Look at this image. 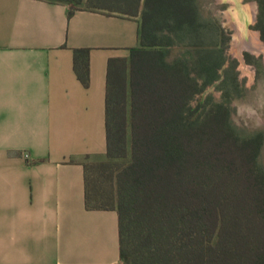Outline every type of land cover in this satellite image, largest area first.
<instances>
[{
    "label": "trees",
    "instance_id": "obj_1",
    "mask_svg": "<svg viewBox=\"0 0 264 264\" xmlns=\"http://www.w3.org/2000/svg\"><path fill=\"white\" fill-rule=\"evenodd\" d=\"M139 20V43L110 58L106 153L86 161L85 204L118 214L125 264H264L263 137L232 123L224 31L195 0H49ZM257 25L264 39V0ZM87 48L73 64L88 81ZM195 102V103H194Z\"/></svg>",
    "mask_w": 264,
    "mask_h": 264
},
{
    "label": "crops",
    "instance_id": "obj_2",
    "mask_svg": "<svg viewBox=\"0 0 264 264\" xmlns=\"http://www.w3.org/2000/svg\"><path fill=\"white\" fill-rule=\"evenodd\" d=\"M138 43V17L0 0V264H125L117 212L85 204L83 163L105 158L108 60Z\"/></svg>",
    "mask_w": 264,
    "mask_h": 264
},
{
    "label": "rangeland",
    "instance_id": "obj_3",
    "mask_svg": "<svg viewBox=\"0 0 264 264\" xmlns=\"http://www.w3.org/2000/svg\"><path fill=\"white\" fill-rule=\"evenodd\" d=\"M259 1L195 0V3L200 13L211 18L226 37L223 45L225 62L219 70L221 77L206 86L203 93L213 100L221 99L223 70L233 64L231 73L236 76L239 87L238 92L230 94V117L235 127L243 133L262 135L259 160L264 166V39L257 25L261 10ZM79 6L83 5H76ZM251 35L256 41L254 48L246 46ZM235 38L237 43L234 44Z\"/></svg>",
    "mask_w": 264,
    "mask_h": 264
},
{
    "label": "bare ground",
    "instance_id": "obj_4",
    "mask_svg": "<svg viewBox=\"0 0 264 264\" xmlns=\"http://www.w3.org/2000/svg\"><path fill=\"white\" fill-rule=\"evenodd\" d=\"M258 39V38H257ZM255 40V38L251 35V38H250V40H247L246 41V46L247 47H249V48H254V47H256V44L254 43V42H256V41H254ZM258 41V40H257Z\"/></svg>",
    "mask_w": 264,
    "mask_h": 264
},
{
    "label": "water",
    "instance_id": "obj_5",
    "mask_svg": "<svg viewBox=\"0 0 264 264\" xmlns=\"http://www.w3.org/2000/svg\"><path fill=\"white\" fill-rule=\"evenodd\" d=\"M233 42H234V44H235V43H237V40H236V38H235V40H234ZM239 57H240V59H242V57H241V56H239Z\"/></svg>",
    "mask_w": 264,
    "mask_h": 264
}]
</instances>
